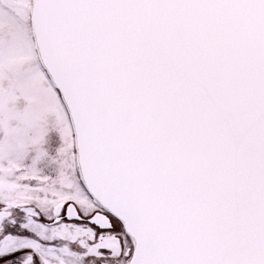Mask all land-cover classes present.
<instances>
[{
	"label": "snow or ice",
	"instance_id": "obj_1",
	"mask_svg": "<svg viewBox=\"0 0 264 264\" xmlns=\"http://www.w3.org/2000/svg\"><path fill=\"white\" fill-rule=\"evenodd\" d=\"M0 264H264V0H0Z\"/></svg>",
	"mask_w": 264,
	"mask_h": 264
}]
</instances>
